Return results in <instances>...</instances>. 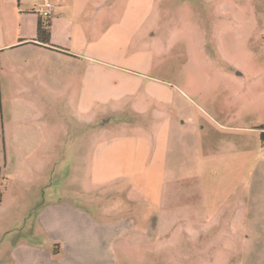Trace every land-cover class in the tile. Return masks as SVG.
<instances>
[{"label":"rangeland","instance_id":"rangeland-1","mask_svg":"<svg viewBox=\"0 0 264 264\" xmlns=\"http://www.w3.org/2000/svg\"><path fill=\"white\" fill-rule=\"evenodd\" d=\"M263 127L264 0H0V249L64 258L57 202L105 264H264Z\"/></svg>","mask_w":264,"mask_h":264},{"label":"crops","instance_id":"crops-1","mask_svg":"<svg viewBox=\"0 0 264 264\" xmlns=\"http://www.w3.org/2000/svg\"><path fill=\"white\" fill-rule=\"evenodd\" d=\"M38 14L40 13L37 10V15ZM56 15L53 10L51 17H59V14ZM31 16L35 18V15L31 14ZM53 41V36H50L49 42ZM102 184L105 185L103 182ZM191 206L193 205L184 202L181 212L182 219L187 218L190 214V210H193V208H190L188 211V208ZM204 211L206 212L205 209ZM195 213L198 214V216H195V219H202L200 208H198ZM62 215L68 216L70 219L68 231L61 230ZM35 219L42 234L47 235L49 244H60V249L58 248L57 253H64L66 256L58 261L52 260L51 250H46L45 246L42 244L43 238H41L40 242L32 243L21 240L15 245L2 247V249H0V264H105L104 253L106 248H108L109 242L106 237L109 234L119 236V234L113 233L115 228L119 226L118 223L111 226L105 225L104 231L101 229L98 232L89 233L90 230L87 228V221L82 211L73 209V206L67 204L60 205V203L57 202L50 203L36 213ZM120 228L123 233L124 227ZM110 230L113 232H110ZM61 231H63L64 234H62ZM36 236H39L38 230ZM87 236H89L88 239L85 238ZM92 238L96 239V241L92 242ZM69 252L72 255L71 257L69 256V259L73 262L67 261ZM91 252L97 254L96 261L89 260V258L91 259L92 257V255L89 254Z\"/></svg>","mask_w":264,"mask_h":264},{"label":"trees","instance_id":"trees-1","mask_svg":"<svg viewBox=\"0 0 264 264\" xmlns=\"http://www.w3.org/2000/svg\"><path fill=\"white\" fill-rule=\"evenodd\" d=\"M37 33H38V36H45L47 38V41H49V37H50L49 31L41 23H38ZM261 130L263 131L260 134V141H261V146L264 148V127L261 128ZM0 204H1V193H0Z\"/></svg>","mask_w":264,"mask_h":264},{"label":"built area","instance_id":"built-area-1","mask_svg":"<svg viewBox=\"0 0 264 264\" xmlns=\"http://www.w3.org/2000/svg\"><path fill=\"white\" fill-rule=\"evenodd\" d=\"M39 7L38 12L41 13L43 17L49 18L52 15L54 9L52 6L44 5Z\"/></svg>","mask_w":264,"mask_h":264}]
</instances>
